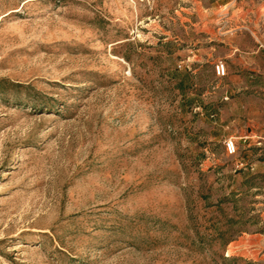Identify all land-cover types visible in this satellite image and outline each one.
<instances>
[{
	"label": "rangeland",
	"instance_id": "1",
	"mask_svg": "<svg viewBox=\"0 0 264 264\" xmlns=\"http://www.w3.org/2000/svg\"><path fill=\"white\" fill-rule=\"evenodd\" d=\"M0 264H264V0H0Z\"/></svg>",
	"mask_w": 264,
	"mask_h": 264
},
{
	"label": "built area",
	"instance_id": "2",
	"mask_svg": "<svg viewBox=\"0 0 264 264\" xmlns=\"http://www.w3.org/2000/svg\"><path fill=\"white\" fill-rule=\"evenodd\" d=\"M215 71L218 76H224L226 74V65L224 62H218L215 65ZM226 150L229 154H235L237 152L236 141L234 139H230L226 142Z\"/></svg>",
	"mask_w": 264,
	"mask_h": 264
}]
</instances>
